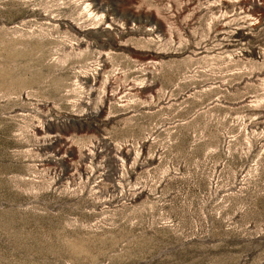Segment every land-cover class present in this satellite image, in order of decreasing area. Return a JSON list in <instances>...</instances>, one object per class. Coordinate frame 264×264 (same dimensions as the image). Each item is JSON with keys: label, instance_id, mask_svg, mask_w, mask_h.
Instances as JSON below:
<instances>
[{"label": "rangeland", "instance_id": "rangeland-1", "mask_svg": "<svg viewBox=\"0 0 264 264\" xmlns=\"http://www.w3.org/2000/svg\"><path fill=\"white\" fill-rule=\"evenodd\" d=\"M0 264H264V0H0Z\"/></svg>", "mask_w": 264, "mask_h": 264}]
</instances>
